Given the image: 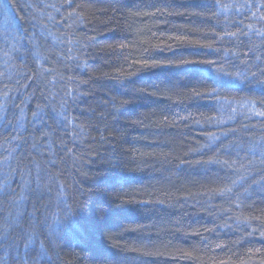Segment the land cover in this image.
Returning a JSON list of instances; mask_svg holds the SVG:
<instances>
[{
  "label": "trees",
  "instance_id": "16d2710c",
  "mask_svg": "<svg viewBox=\"0 0 264 264\" xmlns=\"http://www.w3.org/2000/svg\"><path fill=\"white\" fill-rule=\"evenodd\" d=\"M254 2L0 0V258L264 264Z\"/></svg>",
  "mask_w": 264,
  "mask_h": 264
},
{
  "label": "snow or ice",
  "instance_id": "6c2138e0",
  "mask_svg": "<svg viewBox=\"0 0 264 264\" xmlns=\"http://www.w3.org/2000/svg\"><path fill=\"white\" fill-rule=\"evenodd\" d=\"M213 4L217 5L219 3V0H212ZM224 7L226 8H232V7H236L235 5H225ZM252 9H255V11H252ZM239 12H251V18L254 20H257L258 22L261 23V28H256L255 24H249L247 25L248 29L250 31L254 30L256 35L258 36H264V0H255L254 3H244L242 5H240L239 7ZM241 35L245 34L243 32V30H241ZM231 35L235 36L237 35L236 33H231ZM209 47H211L209 45ZM189 62H194V61H188V60H181L180 63H189ZM207 64H212L211 61H207L205 62ZM256 71L255 72H251L250 70H248L247 68L243 71V72H238L232 75L236 76V77H240L243 79L252 77V78H257L259 79V77L264 76V69H261L259 67V65H256ZM220 71H224V69H219ZM197 95H199L200 93H196ZM264 106V105H262ZM258 116L264 117V111H256L255 113ZM20 115L23 116L24 115V111L23 109H20ZM262 163H264V160L261 161ZM33 257H28L27 255H25V258L22 259L20 261V264H29L30 261H32ZM0 264H7V261H5L4 259L0 258Z\"/></svg>",
  "mask_w": 264,
  "mask_h": 264
},
{
  "label": "clouds",
  "instance_id": "9594fccd",
  "mask_svg": "<svg viewBox=\"0 0 264 264\" xmlns=\"http://www.w3.org/2000/svg\"><path fill=\"white\" fill-rule=\"evenodd\" d=\"M51 19V18H50ZM5 56L7 57L8 56V52H5ZM37 64H39V62H37ZM38 71L42 72L43 70L41 68H37Z\"/></svg>",
  "mask_w": 264,
  "mask_h": 264
}]
</instances>
